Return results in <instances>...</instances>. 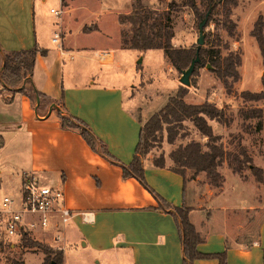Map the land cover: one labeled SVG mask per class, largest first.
Instances as JSON below:
<instances>
[{"label": "crops", "instance_id": "1", "mask_svg": "<svg viewBox=\"0 0 264 264\" xmlns=\"http://www.w3.org/2000/svg\"><path fill=\"white\" fill-rule=\"evenodd\" d=\"M134 1L129 0L127 10L115 12L120 30L115 42L103 37L98 44L91 34L99 28L92 18L82 16L89 9L76 0H55L63 9L59 19L45 11L47 0H0V47L12 51L37 43L45 49L35 57L31 78L37 90L56 101L43 114L44 102L32 106L20 92L7 101L10 94L0 92V164L18 163L21 173L31 171L63 189L64 204L73 211L65 227L64 255L69 244L81 243L84 254H94L106 264H181L173 212L158 208L150 192L135 178H123L120 166L93 151L77 131L62 129L52 111L54 107L81 119L114 157L125 164L131 161L139 119L144 122L153 114H136L138 102L128 90L137 72L131 78L116 57V48H124L121 32L126 30L119 16L130 13ZM51 8L55 5L49 13ZM54 31H60L58 42L52 41ZM23 152L25 161L20 159ZM142 163L154 191L174 206L191 208L189 220L203 238L198 251L225 250L226 264H264L262 184L226 168L222 186L213 188L200 176L184 182L169 169L168 157L163 168L154 166L150 155ZM230 176L239 188L234 199L226 190ZM192 264L218 260L196 258Z\"/></svg>", "mask_w": 264, "mask_h": 264}, {"label": "trees", "instance_id": "2", "mask_svg": "<svg viewBox=\"0 0 264 264\" xmlns=\"http://www.w3.org/2000/svg\"><path fill=\"white\" fill-rule=\"evenodd\" d=\"M171 4V2H170ZM182 5L190 7L196 17L201 20L208 9H211L207 22L212 19L213 12L223 14L222 26L231 37L236 35V23L230 18L233 7H236L238 0H182ZM170 9L157 11L145 7L141 0H135L132 10L127 15H120L119 21L129 23L130 28L121 32V45L124 48H132L139 52L150 49H162L171 65L178 71L185 69L191 59L195 56L196 47H176L172 43L174 31L171 25ZM219 21V20H218ZM221 22V20L219 21ZM205 23V24H206ZM250 34L255 38L260 48L264 47L263 21L259 15L255 21ZM44 55L46 50L40 48L37 43L27 49L5 51L0 47V82L2 88L0 92L12 94L20 92L28 97L32 106H36L37 99L44 102L48 107L56 101L36 89L32 82V70L37 54ZM200 61L196 63L195 69L200 65L209 64L210 70L223 83L227 93H233V85L241 79L238 67L241 65V54L238 51L227 50L225 55H221L220 49L200 47ZM194 69V70H195ZM191 84V81H190ZM28 85V87H26ZM188 93L185 86L177 88L175 94L167 98L166 103L154 112L146 121H140L138 141L135 146L131 161L127 164L120 162L114 157L105 144L99 140L90 130L85 122L67 113H61L59 109L54 110V116L60 122L62 129L77 131L90 148L108 159L113 164H118L122 169V177L135 178L152 196L158 204V208L173 212L176 220L181 246L182 263L192 264L196 258H216L218 264H226V251L218 253H201L197 245L203 241L200 233L195 229L189 220L190 207L181 205L174 206L166 201L160 194L154 191L146 182L142 159L149 149L159 139L166 138L170 144L176 137L186 136V126L184 121L192 122L193 128L203 137L205 142L190 140L186 144H179L168 153L171 160L169 169L180 174L185 182L186 173L190 172V177L204 174V183L213 188H219L224 181L223 175L219 172L223 162L233 173H238L242 177L246 169L253 176L254 180L264 186V172L262 167L253 164L252 157L248 154L247 147L242 143V135H233L235 143L225 148L221 142V137L214 134L208 119H215L225 125L232 121L226 115V110L218 107L215 103L205 99L201 103H188L184 99ZM238 96L244 103L258 102L259 105L240 106L237 110L241 118L242 129L250 132L262 133L261 141L264 144V77H262V88L259 91L241 90ZM47 112V111H46ZM250 120H254L253 123ZM153 165L156 167H166V156L160 154L152 157ZM24 246H36L45 253L41 264H62L63 250H51L41 243L25 239ZM11 264H23V261L12 260Z\"/></svg>", "mask_w": 264, "mask_h": 264}, {"label": "rangeland", "instance_id": "3", "mask_svg": "<svg viewBox=\"0 0 264 264\" xmlns=\"http://www.w3.org/2000/svg\"><path fill=\"white\" fill-rule=\"evenodd\" d=\"M76 1L78 4H83L89 9L88 13L83 11L82 16L85 18H92L93 22L96 23L99 28V31L91 34V40L99 44L103 43L105 40L103 37H106V39L111 41L110 43L115 42V38L117 35L119 37L120 32L115 12L127 10L129 7V0ZM141 1L145 7L157 11L170 9L169 15L174 31L172 43L174 46L184 48L196 47L199 34L198 24L200 20L190 7L181 4L182 0ZM196 2L198 3L199 0H196ZM51 5H55V8L58 7L55 0H47V3L44 5L45 11L51 16H54L51 12L49 13ZM259 15L263 21L264 35V0H238L237 6L232 8L230 15V18L237 26L236 35L231 37L222 26V21L224 20L222 17L223 14L216 11L213 12L212 19L205 24L203 29L204 43L202 47L211 49H217L218 47L221 55H225L229 49L240 52L241 65L238 67V71L240 72L241 79L232 84L233 93H227L223 83L210 70V67H207V64L200 65L193 71L190 77L191 84L185 86L189 91V98L187 97L185 100L189 103H201L205 99L209 101L211 98L214 99L213 103L218 107L225 109L227 117L232 120L230 124L225 125L223 122H218L215 119H208V123H211L214 134L221 137V142L225 148H229L235 143L233 135H242V143L247 147L248 154L252 157L253 164L262 167L264 172V144L261 141L262 133L243 130L241 126L242 120L237 114V110L240 106L260 104L258 102L244 103L238 96L241 90L259 91L262 88V77H264L262 75L264 70L262 49H264V47L260 48L255 38L250 34ZM218 20H221V22ZM129 28L130 24L127 22L126 30ZM116 57L122 64L123 69L129 74L131 73V78H133V75L137 72L128 90L134 94V98H136L138 102L136 114L144 117L154 113L163 106L170 95L176 93L178 87L183 86L179 82L181 76L180 71L176 70L171 65L162 49H150L142 53L132 48H116ZM139 59H141L140 62H138ZM140 70H142L143 73H140ZM199 84L201 85V90H199ZM26 87H28V85H26ZM129 99L128 93V95L125 96V104H129ZM44 105L46 104L44 103ZM47 107L48 105L45 106V111H42L43 114L46 113ZM250 121L253 123L254 120ZM184 124L186 126L184 130L186 136H178L174 142L170 144L166 141L164 135L162 140L158 139L153 144L146 156L150 155L152 157H157L160 154H164L167 158L168 153L179 144H186L192 139L202 142L207 140L206 137L201 136L193 128L191 121L186 120ZM7 150L9 149H6V151ZM25 158L26 154L23 152L20 159L25 161ZM18 166V163L10 164L8 161L0 164V195H17L22 176ZM226 168L230 169L227 163L223 162V164L218 167V170L222 174V169L226 170ZM190 175V172L187 171L186 177L188 178ZM243 175L246 177L247 175L252 176L246 169L243 171ZM198 176H200L202 179L201 181L204 182V174L200 173ZM226 181L228 198L234 199L235 194L239 192L237 182L233 176L228 177ZM186 192H189L188 188ZM243 193L244 196L246 192ZM236 201L239 202L237 197ZM38 236V234H33V237ZM32 241L41 243L51 250H60L54 249L39 240ZM84 251L85 249H83L81 243H77L76 245L69 244L68 250L65 251L63 264H106L100 257L94 254L87 256L83 253ZM44 256L45 253L42 249L36 246H24L23 244L21 247H15L13 250L0 252V264H11V261L14 259L23 261V264H41Z\"/></svg>", "mask_w": 264, "mask_h": 264}, {"label": "built area", "instance_id": "4", "mask_svg": "<svg viewBox=\"0 0 264 264\" xmlns=\"http://www.w3.org/2000/svg\"><path fill=\"white\" fill-rule=\"evenodd\" d=\"M50 12L59 19L63 9L59 6ZM59 39L60 31H54L52 41ZM72 216V209L64 204L61 187L44 183L31 171L23 172L17 195H0V252L21 247L25 239L63 250L65 227Z\"/></svg>", "mask_w": 264, "mask_h": 264}, {"label": "water", "instance_id": "5", "mask_svg": "<svg viewBox=\"0 0 264 264\" xmlns=\"http://www.w3.org/2000/svg\"><path fill=\"white\" fill-rule=\"evenodd\" d=\"M210 11H211V9H208V11L205 13L204 17L200 20V22L198 24L199 34H198V38L196 41L195 56L191 59L189 65L185 69L180 70L181 76L179 78V82L183 86H189L190 85V77H191V75L195 69L196 63H198L200 61L199 50H200V47L204 43L203 29H204L205 23L207 21V18L210 14ZM262 53H263V65H264V49H262ZM140 61H141V59H139L138 62H140ZM207 67H210V65L207 64ZM262 75L264 76V70L262 72ZM38 103H39V99H37V104ZM50 264H54V262H51Z\"/></svg>", "mask_w": 264, "mask_h": 264}]
</instances>
